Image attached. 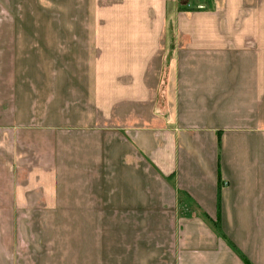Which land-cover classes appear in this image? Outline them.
I'll list each match as a JSON object with an SVG mask.
<instances>
[{
	"label": "crops",
	"instance_id": "obj_1",
	"mask_svg": "<svg viewBox=\"0 0 264 264\" xmlns=\"http://www.w3.org/2000/svg\"><path fill=\"white\" fill-rule=\"evenodd\" d=\"M58 2L0 63V264H264V0Z\"/></svg>",
	"mask_w": 264,
	"mask_h": 264
},
{
	"label": "rangeland",
	"instance_id": "obj_2",
	"mask_svg": "<svg viewBox=\"0 0 264 264\" xmlns=\"http://www.w3.org/2000/svg\"><path fill=\"white\" fill-rule=\"evenodd\" d=\"M59 6L58 0L39 4L34 0H17L16 35L11 41L3 34L5 29L8 32L9 20L4 17L0 20V63H57ZM42 12L48 14L43 16ZM10 43L15 46L14 50ZM45 48L51 50L45 51Z\"/></svg>",
	"mask_w": 264,
	"mask_h": 264
}]
</instances>
